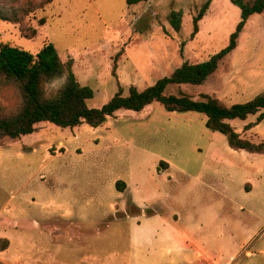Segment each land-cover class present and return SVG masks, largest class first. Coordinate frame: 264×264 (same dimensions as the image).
I'll return each mask as SVG.
<instances>
[{
  "label": "rangeland",
  "instance_id": "rangeland-1",
  "mask_svg": "<svg viewBox=\"0 0 264 264\" xmlns=\"http://www.w3.org/2000/svg\"><path fill=\"white\" fill-rule=\"evenodd\" d=\"M42 1L0 0L1 15L31 10L17 22L0 19V44L36 53L51 42L92 88V107L117 90L115 77L126 94L184 60L206 59L239 20L229 0H208L190 36L192 16L207 0H52L38 7ZM263 88L264 13H253L204 83L170 84L166 93H208L231 104ZM19 100L14 86H0V113H12ZM258 113L228 122L241 133ZM245 132L263 139L264 119ZM155 214L169 226L143 221ZM136 223L138 233L131 231ZM170 229L219 264H264V155L231 149L224 134L205 126L203 113L169 111L157 101L118 110L96 127L44 121L30 134L0 139V264H147L151 241ZM134 234L148 248L138 259Z\"/></svg>",
  "mask_w": 264,
  "mask_h": 264
},
{
  "label": "trees",
  "instance_id": "trees-1",
  "mask_svg": "<svg viewBox=\"0 0 264 264\" xmlns=\"http://www.w3.org/2000/svg\"><path fill=\"white\" fill-rule=\"evenodd\" d=\"M52 0H43L38 7ZM127 4L148 0H126ZM239 8V20L229 34L226 44L206 59L184 60L167 76L156 79L141 89L134 85L127 87L123 94L122 86L115 77V59L111 75L115 77L117 90L99 107L87 105L93 96L89 85L81 84L72 69V59L63 60L51 42L44 43L36 53L8 43L0 44V86L12 85L19 91L20 100L12 113H0V139L4 136L19 138L36 130L40 122H51L59 127H73L85 123L91 127L101 125L108 116L118 110L140 111L145 106L159 102L169 111H197L205 115V126L221 132L227 145L233 150L264 154V139L253 141L242 136L228 122L231 119H245L258 113L254 122L244 125L247 130L264 119V88L244 102L225 104L218 97L200 93L194 98L182 90L166 93L170 84L204 83L218 68L226 55L236 44L240 31L253 13H264V0H229ZM208 0L192 16V32L198 30V20L208 7ZM21 14L8 13L0 19L17 22L30 9L18 8ZM43 22V19H40ZM34 33L30 35L32 37ZM52 86L53 90L47 89ZM165 161H160V163ZM167 164V163H165ZM167 166V165H166ZM123 181H116V185ZM122 189V187H121Z\"/></svg>",
  "mask_w": 264,
  "mask_h": 264
},
{
  "label": "crops",
  "instance_id": "crops-1",
  "mask_svg": "<svg viewBox=\"0 0 264 264\" xmlns=\"http://www.w3.org/2000/svg\"><path fill=\"white\" fill-rule=\"evenodd\" d=\"M247 130L241 131V135L245 136L244 133H246L245 131ZM238 151H244V150H238ZM253 154H259V153H253ZM246 184L250 185L249 183H246ZM136 206L139 207V205L137 204ZM144 220H148V222L151 221L150 223L153 226L157 224H160L161 225L160 227H163L165 224L167 225V227L169 226V224L167 223V220L159 214L148 215V216L146 215L143 218V221ZM138 225L139 223L132 225L131 231H133L134 229V232L138 233L139 231ZM170 230H171L169 231L170 234H164V231H163L162 234L158 235L156 238H154L151 241L149 248L151 250V256H153L154 258L150 260V262L147 264H190V263L195 264L198 260H206L207 258H209L212 261L211 264H219V262L215 258L210 256V254H208L200 246L192 244L184 233L175 231L174 229H170ZM142 242L143 240L141 239V236L135 235V234L134 236H131V240H130L131 254L135 255L137 259L139 255L145 256L147 255L146 253L148 252L147 242H143L144 244H142ZM247 253H249V251Z\"/></svg>",
  "mask_w": 264,
  "mask_h": 264
}]
</instances>
